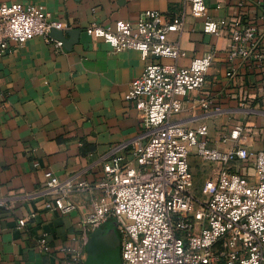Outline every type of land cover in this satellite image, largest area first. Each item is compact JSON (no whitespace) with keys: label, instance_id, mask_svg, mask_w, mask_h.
<instances>
[{"label":"crops","instance_id":"0c3cea01","mask_svg":"<svg viewBox=\"0 0 264 264\" xmlns=\"http://www.w3.org/2000/svg\"><path fill=\"white\" fill-rule=\"evenodd\" d=\"M181 2L0 0V5H42L51 20L63 26L67 40V31H78L69 50L36 37L22 46L10 43L0 56V264H65L57 250L76 245L82 234V218L90 213L97 191L73 193L76 209L71 213L46 209L50 199L43 194L45 172L93 186L103 175L101 159L111 149L127 142L145 143L141 115L124 100L131 82L143 72L140 53L114 52L102 39L87 35L86 29L112 27L118 20L135 22L146 10L171 16L180 11ZM207 14L219 24V35L204 34L202 20L187 17L180 36H170L186 52L179 66L213 55L204 88L184 99L177 121L190 129L205 125L210 145L217 150L264 151V66L228 59L232 20L254 25L264 36V0H208ZM201 99L212 105L202 109L197 102ZM236 127L242 130L238 139L222 143L221 138ZM188 163L193 184L196 178L204 184L217 167L194 158ZM230 168L243 177L253 175L248 164L232 163ZM24 218L27 221L19 228L18 221ZM42 234L49 253L38 247ZM116 241L121 261L113 221L89 231L83 247L86 264H116Z\"/></svg>","mask_w":264,"mask_h":264},{"label":"built area","instance_id":"2783aa9c","mask_svg":"<svg viewBox=\"0 0 264 264\" xmlns=\"http://www.w3.org/2000/svg\"><path fill=\"white\" fill-rule=\"evenodd\" d=\"M207 1L182 0L180 11L171 16L146 10L135 22L118 20L112 27L91 25L86 29L87 35L102 39L114 52L140 53L143 72L131 82L124 100L133 103L141 115L145 143L127 142L111 149L101 159L103 175L93 186L44 173L43 194L50 199L46 209L68 214L76 209L73 193H98L90 213L82 218L76 245L57 250L65 264H86L83 247L87 233L108 220L119 234L122 264H264V151L217 150L209 147L205 125L190 129L171 119L181 114L190 93L204 88L213 55L179 66L177 62L186 58V52L170 36H180L187 17L201 19L204 34L219 35V24L207 14ZM63 29L42 5L1 4L0 56L10 43L22 46L36 37L61 49L62 43L49 34ZM229 39L230 61L264 66V36L256 26L234 19ZM197 102L205 110L212 105L208 99ZM241 131L236 127L220 141H235ZM191 154L217 166L202 186L203 200L192 193ZM237 162L250 165L253 175L243 177L233 171L230 165ZM26 221L20 219L19 228ZM37 243L42 252H50L46 234Z\"/></svg>","mask_w":264,"mask_h":264},{"label":"rangeland","instance_id":"374dc122","mask_svg":"<svg viewBox=\"0 0 264 264\" xmlns=\"http://www.w3.org/2000/svg\"><path fill=\"white\" fill-rule=\"evenodd\" d=\"M177 116H172V120L175 121L177 120ZM209 147H211L210 143H209ZM196 159V160H199L201 164H204V166H208L210 167L212 164H208V163H205L203 160H201L200 158L198 157H193V156H190L189 157V160L191 161V159ZM248 181L252 184L255 183V180L254 178H248ZM202 186H203V181L202 179H198L196 178L194 180V184H193V188H192V193L193 195L195 196V198H197L198 200H203L205 199L204 195H202ZM116 228V227H115ZM114 234V233H113ZM115 236V235H114ZM116 264H122V262L119 260V258L116 257Z\"/></svg>","mask_w":264,"mask_h":264},{"label":"water","instance_id":"95a60500","mask_svg":"<svg viewBox=\"0 0 264 264\" xmlns=\"http://www.w3.org/2000/svg\"><path fill=\"white\" fill-rule=\"evenodd\" d=\"M66 33V32H65ZM67 34H69L70 36V39L67 40L64 36V31H61V30H51L50 31V36L53 37L54 39H56L57 41L61 42L63 47H68V50L70 49V47L77 41V34H78V31H67ZM116 257L118 255V241H116Z\"/></svg>","mask_w":264,"mask_h":264}]
</instances>
